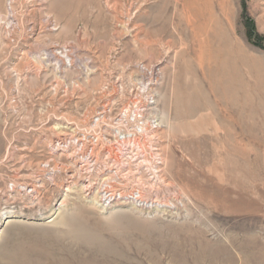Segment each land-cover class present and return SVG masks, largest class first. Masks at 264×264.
Listing matches in <instances>:
<instances>
[{"label": "rangeland", "instance_id": "rangeland-1", "mask_svg": "<svg viewBox=\"0 0 264 264\" xmlns=\"http://www.w3.org/2000/svg\"><path fill=\"white\" fill-rule=\"evenodd\" d=\"M142 65L161 81L121 113ZM106 99L156 109L166 208L72 188L56 139ZM0 264H264V0H0Z\"/></svg>", "mask_w": 264, "mask_h": 264}, {"label": "bare ground", "instance_id": "bare-ground-1", "mask_svg": "<svg viewBox=\"0 0 264 264\" xmlns=\"http://www.w3.org/2000/svg\"><path fill=\"white\" fill-rule=\"evenodd\" d=\"M49 56L63 68L66 66L72 68L76 64L74 50L68 47L52 49ZM67 59L70 65L66 64ZM161 75L155 66L142 65L135 87L129 94L128 103L123 106L121 113L132 101L130 99L132 96L141 100L144 95L150 94L148 85H156L157 88ZM121 84L124 83L121 82L119 86ZM105 102L107 105L102 106L92 117L90 128L87 127L86 131L81 130L79 134H64L56 139L58 144L55 150L63 149L64 152L73 150L65 161L76 159L75 163L81 164L73 174L67 171L72 179V188H78V183H83L82 181L85 180L87 183L82 192L85 198L92 200L93 196L89 194L90 192L93 194V187H98L94 201L104 210L115 205L133 206L145 212L166 208L168 201L161 196L163 189H169L165 177L166 165L154 131L160 128V125L147 128V122L155 117L156 109L143 102L140 111L131 113L128 110L126 114L116 116V109L112 106L111 99H106ZM151 104L155 105V102ZM133 114L134 119H132ZM143 129L147 130V133L140 135ZM109 130L112 135L109 134ZM122 134L123 139L120 137ZM104 167L110 169L108 171L110 176L98 177L95 171ZM52 171L55 173L54 170ZM77 176H79L78 183ZM100 178L103 180L99 181ZM50 179L55 181V178ZM38 182L37 186L32 187V193H37V188H45L40 185V180ZM60 206L63 207V204Z\"/></svg>", "mask_w": 264, "mask_h": 264}, {"label": "built area", "instance_id": "built-area-1", "mask_svg": "<svg viewBox=\"0 0 264 264\" xmlns=\"http://www.w3.org/2000/svg\"><path fill=\"white\" fill-rule=\"evenodd\" d=\"M66 64H68V65H70V63L69 62H67L66 61ZM139 111V110H138ZM139 133V132H138ZM147 133V130L145 131L144 129H143V131L141 132V133H139L140 135H143V134H146ZM119 135H120V133H119ZM124 136V135H123ZM123 139V138H122Z\"/></svg>", "mask_w": 264, "mask_h": 264}]
</instances>
